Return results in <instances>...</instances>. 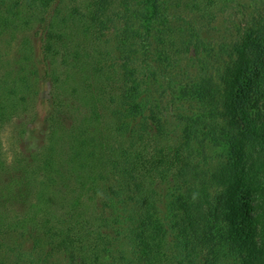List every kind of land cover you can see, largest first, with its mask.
<instances>
[{"label": "trees", "instance_id": "1", "mask_svg": "<svg viewBox=\"0 0 264 264\" xmlns=\"http://www.w3.org/2000/svg\"><path fill=\"white\" fill-rule=\"evenodd\" d=\"M234 1L0 0V233L33 236L31 253L46 239L45 255L60 250L67 264H264V14L222 69L182 88L200 106L179 113L182 140L155 112L170 81L157 103L149 98L172 56L207 51L195 24ZM171 3L184 8L183 28L164 20ZM148 5L152 40L133 27ZM35 24L43 60L62 66L48 80L49 144L8 165L1 133L33 101ZM68 112L77 118L67 125ZM219 116L228 152L211 169L194 144ZM0 255V264H28L1 242Z\"/></svg>", "mask_w": 264, "mask_h": 264}, {"label": "rangeland", "instance_id": "2", "mask_svg": "<svg viewBox=\"0 0 264 264\" xmlns=\"http://www.w3.org/2000/svg\"><path fill=\"white\" fill-rule=\"evenodd\" d=\"M161 1L164 2L165 0ZM63 2H68V0H63ZM156 7L159 12H161V6L158 5ZM151 9L150 5L144 8L143 13L145 18L135 21L133 27H135L138 33H144L152 40L154 39L155 16H152L154 12ZM183 9V7L177 8L176 5L171 3L169 8H164V20L170 21L171 23L173 22L176 26L183 28L185 23L183 24L181 20H179L182 15L180 11ZM223 9V11L216 12L215 18L209 20L205 19V23L199 29L196 26L197 24H195L197 33L202 38L207 51L197 52L194 55L192 49L189 48L186 55H174L169 59V62L172 64L171 74L167 75L166 78L157 76V80H159L157 84L156 82L152 83V80H156V78L151 79L152 87L149 89V98H152L155 103H157L156 96L158 93V85L162 80L166 79L170 81L167 87L169 95L166 97V102H162V106L161 104L158 105V108L161 107V109L159 110L156 107L155 112L160 116V123L162 126L165 125L166 131L169 133L174 132L176 140H182L181 131L184 128L182 122L177 120L179 113L184 112L191 115L200 108L195 98L181 93L182 88L190 83L196 82L203 74L212 73L214 75L223 68L227 60L228 51L233 42L242 36L241 34L243 31L255 28L257 25L256 23L260 22L261 16L264 14V0H235L231 6ZM195 23H198V19H196ZM192 24H194V22H192ZM27 35L33 44L32 57L36 72V79L33 86V101L27 107L26 111L22 112L19 116H15L1 133L2 150L6 154L8 165L10 159L19 156L21 153H37L43 150L45 145L48 146L49 143L46 140L47 131L44 119L48 107L47 99L51 96V92L53 91V86L48 80L54 71H62V66H58L55 59L43 60V55L40 52L41 42L39 40L36 24L27 32ZM101 50L103 51L104 47H102ZM112 50L115 55H117V53L121 54L119 49L112 48ZM141 51L139 47L132 55H140ZM154 54L153 51L151 57H148L149 63L154 61ZM104 114L106 117L103 121L107 122L110 113L106 111ZM66 115L69 117L66 120L67 125L76 121V112H68ZM214 126V133L206 132V128L201 140L194 144L199 150L198 158L200 162L205 167L211 169L217 165L218 162L223 161L228 152L227 142L221 134L222 129H224L223 127H225L223 116L216 118ZM123 143H125V140ZM99 200V196L95 197L94 203H100ZM15 206L16 205H12V208L14 209ZM41 236L42 235H39L38 237ZM14 241H17L20 245L16 247L14 251H11L6 245L13 246ZM32 241L33 236H28L27 234L21 235L20 231H4L0 233V242L2 243L3 249H6V254L14 256L15 259H19L21 263L25 261L28 264H32V262L36 263L38 261L37 264H67L66 256L60 250H55L49 255H45L42 248H47V243H45L46 239H42V244L33 248L31 253ZM4 256L0 255V258Z\"/></svg>", "mask_w": 264, "mask_h": 264}]
</instances>
